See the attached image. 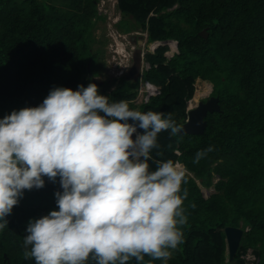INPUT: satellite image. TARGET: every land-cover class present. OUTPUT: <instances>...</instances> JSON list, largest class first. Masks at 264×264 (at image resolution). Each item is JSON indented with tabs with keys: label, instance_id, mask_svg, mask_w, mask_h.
I'll return each instance as SVG.
<instances>
[{
	"label": "trees",
	"instance_id": "obj_1",
	"mask_svg": "<svg viewBox=\"0 0 264 264\" xmlns=\"http://www.w3.org/2000/svg\"><path fill=\"white\" fill-rule=\"evenodd\" d=\"M99 1L0 0V119L39 106L55 87L95 83L110 102L171 114L181 127L201 100L218 96L221 108L207 114L205 132L163 131L151 151L150 171L156 161L172 160L194 173L184 172L182 185L184 242L171 250L167 264H245L250 248L253 264H264V0H119L124 22L150 32L144 80L156 91L140 105L134 102L139 79L96 81L102 61L101 49L93 46L94 26L106 19ZM204 28L208 37L200 33ZM170 41L178 42L172 55ZM209 146L213 150L194 163ZM44 179L45 186L25 190L6 217L0 264H36L23 258L28 223L58 210L55 193L62 192L59 178ZM212 185L211 192L203 190ZM227 225L245 230L232 261ZM149 261L164 264L145 256L144 264ZM87 264L96 262L90 257Z\"/></svg>",
	"mask_w": 264,
	"mask_h": 264
},
{
	"label": "clouds",
	"instance_id": "obj_2",
	"mask_svg": "<svg viewBox=\"0 0 264 264\" xmlns=\"http://www.w3.org/2000/svg\"><path fill=\"white\" fill-rule=\"evenodd\" d=\"M102 1L98 8L116 27L115 55L132 60L118 77L141 74L138 79L144 80L146 51L137 47L143 38L137 28H121L125 16L119 0ZM167 130L181 131L171 114L110 102L95 83L78 90L55 87L39 106L14 110L0 119V230L8 227L6 217L25 190L43 188L45 177L59 178L58 210L29 221L24 259L87 264L91 257L96 264H130L132 259L144 264L148 256L167 264L171 250L184 242L187 224L184 171L172 160L156 161L157 169L149 170L158 134ZM212 150L197 152L193 162Z\"/></svg>",
	"mask_w": 264,
	"mask_h": 264
},
{
	"label": "rangeland",
	"instance_id": "obj_3",
	"mask_svg": "<svg viewBox=\"0 0 264 264\" xmlns=\"http://www.w3.org/2000/svg\"><path fill=\"white\" fill-rule=\"evenodd\" d=\"M117 0H113L112 2L116 3ZM116 9L114 11V16H118V7L115 5L114 6ZM100 12L103 13V15L106 17V19L101 20L98 19L95 21V26H94V37L97 39L95 41V43L93 44L94 48H100L101 52H99V58L102 62H100L99 64H97V68H101L102 72L96 76V79L98 81H102V83H104V79H106L108 82H112L113 78H119L118 76H120V72L123 69H127V65L132 63V60H128L124 57H120L118 55H115V41H114V37H113V33H112V29L116 28L115 25H110V23H113L111 20V16H109V13L104 12L102 7H99ZM129 18H131V16H129ZM131 20L134 22V20L131 18ZM121 28L128 31V32H132V26L130 25V23H126V21L124 22V20L121 22L120 24ZM134 28H137V32L139 33V37L143 38L144 42H140L137 43V47H142L143 51H147V44L146 41L149 38V29L147 27H144L140 24H135ZM170 45H171V51H168L167 54L168 55H172L175 51L177 52V46H176V41H170ZM94 49V50H95ZM96 51V50H95ZM127 71V70H126ZM139 77H142L141 74H137L134 79H138ZM113 87H111L110 89L114 88L115 83H112ZM140 86L142 88V90H144V92L141 91V93L134 99V102L138 105L142 104L144 101H146L149 96L152 93H155L156 91V86L155 85H150L146 82V80H140ZM140 90V87L138 88V91ZM138 94V93H137ZM181 170L184 172H188L191 175H194L193 172H191L185 165H183L182 163H178ZM216 180V179H215ZM203 190L206 193L211 192L212 190H214V186L212 185L211 187H204L203 186ZM229 226V225H227ZM225 226V228L227 227ZM228 252V249H227ZM229 253V252H228ZM230 258V256H229ZM228 258V259H229ZM244 258L246 259V263L245 264H253L254 263V259H256V255L253 252V249L250 248L248 250V252L244 255Z\"/></svg>",
	"mask_w": 264,
	"mask_h": 264
},
{
	"label": "water",
	"instance_id": "obj_4",
	"mask_svg": "<svg viewBox=\"0 0 264 264\" xmlns=\"http://www.w3.org/2000/svg\"><path fill=\"white\" fill-rule=\"evenodd\" d=\"M205 37H208L209 33L207 28H204L200 32ZM97 81V80H96ZM218 96H211L207 100H201L198 105L189 111V118L180 127L179 133H203L207 127L206 116L209 112L217 111L221 108ZM135 137V134H134ZM227 249L229 252V260H234L237 254L241 241L244 235V229L242 226L229 225L225 228ZM7 257V254H5Z\"/></svg>",
	"mask_w": 264,
	"mask_h": 264
},
{
	"label": "built area",
	"instance_id": "obj_5",
	"mask_svg": "<svg viewBox=\"0 0 264 264\" xmlns=\"http://www.w3.org/2000/svg\"><path fill=\"white\" fill-rule=\"evenodd\" d=\"M105 2H106L105 0L102 1L103 5L105 4ZM105 11H107V9H105ZM148 84H149V86L151 85V83H148ZM141 91L144 92V90H142V88H140V93H141Z\"/></svg>",
	"mask_w": 264,
	"mask_h": 264
},
{
	"label": "flooded vegetation",
	"instance_id": "obj_6",
	"mask_svg": "<svg viewBox=\"0 0 264 264\" xmlns=\"http://www.w3.org/2000/svg\"><path fill=\"white\" fill-rule=\"evenodd\" d=\"M134 70H137V67L136 66L131 70V72L134 71ZM131 72H130V74H131Z\"/></svg>",
	"mask_w": 264,
	"mask_h": 264
},
{
	"label": "crops",
	"instance_id": "obj_7",
	"mask_svg": "<svg viewBox=\"0 0 264 264\" xmlns=\"http://www.w3.org/2000/svg\"><path fill=\"white\" fill-rule=\"evenodd\" d=\"M139 87H140V85H139Z\"/></svg>",
	"mask_w": 264,
	"mask_h": 264
}]
</instances>
